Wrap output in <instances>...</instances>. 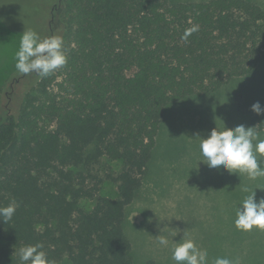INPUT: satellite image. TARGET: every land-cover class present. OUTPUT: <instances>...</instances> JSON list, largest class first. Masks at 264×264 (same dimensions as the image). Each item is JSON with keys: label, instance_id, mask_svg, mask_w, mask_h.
<instances>
[{"label": "trees", "instance_id": "trees-1", "mask_svg": "<svg viewBox=\"0 0 264 264\" xmlns=\"http://www.w3.org/2000/svg\"><path fill=\"white\" fill-rule=\"evenodd\" d=\"M54 34L63 37L66 65L37 74L13 110L0 108V207L18 205L0 220V264H21L15 250L38 243L54 264H136L127 208L165 106L245 78L235 107L264 131V115L251 110L257 101L264 108V6L61 0L46 37ZM103 159L120 164L117 197L88 180Z\"/></svg>", "mask_w": 264, "mask_h": 264}, {"label": "rangeland", "instance_id": "rangeland-1", "mask_svg": "<svg viewBox=\"0 0 264 264\" xmlns=\"http://www.w3.org/2000/svg\"><path fill=\"white\" fill-rule=\"evenodd\" d=\"M56 1L0 0L2 111L17 107L38 78L34 72H17L16 52L26 28L41 38L49 34L54 9L61 0ZM256 1L264 6V0ZM245 81L236 78L216 92L189 96L165 106L143 184L127 208L125 232L136 264H176L172 248L185 233L198 247L207 250L208 264L217 257L238 260L239 264H264V231H241L234 224L236 209L252 190L260 188L256 189L257 201L264 197V177L250 180L247 174L229 173L222 166L209 168L201 161L204 158L196 138L198 134L207 138L213 128L224 123L228 128L241 124L250 127L234 104ZM257 132L264 139V131ZM258 160L264 168V157L258 156ZM119 171L118 162L103 159L87 171V177L90 184L99 185L101 194L117 197L114 177ZM245 187L249 192L242 190ZM165 226L167 230L162 231ZM160 234L168 239L167 246L158 243L156 237ZM60 264L73 263L65 257Z\"/></svg>", "mask_w": 264, "mask_h": 264}, {"label": "clouds", "instance_id": "clouds-1", "mask_svg": "<svg viewBox=\"0 0 264 264\" xmlns=\"http://www.w3.org/2000/svg\"><path fill=\"white\" fill-rule=\"evenodd\" d=\"M198 27H193L185 32L186 39ZM67 63V57L63 51V37L51 35L41 38L34 30L27 29L21 34L18 51L16 52L15 68L18 73H36L40 77H46ZM251 110L257 115H264L259 101L251 106ZM199 138V149L203 161L209 168L222 166L229 173L247 174L250 180L264 177V168L260 166L258 156L264 157V139L256 130V126L246 127L241 124L235 128H228L224 123L218 128H213L207 138ZM260 189V188H256ZM252 190L236 209L235 227L241 231H251L254 228L264 231V197L257 201V192ZM249 192L247 187L242 189ZM16 201H12L6 207H0V220L5 223L10 221L17 209ZM137 216V215H136ZM134 218V217H133ZM167 226L162 231L167 230ZM157 241L162 246H167L168 239L159 235ZM44 245H27L15 250L14 255L19 256L21 264H54L49 260ZM172 259L176 264H208L206 249L198 247L195 241L188 238L186 233L183 239L176 242L172 248ZM213 264H239L238 260L225 257H217Z\"/></svg>", "mask_w": 264, "mask_h": 264}]
</instances>
